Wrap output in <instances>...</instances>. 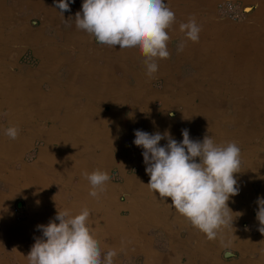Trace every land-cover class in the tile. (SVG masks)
Instances as JSON below:
<instances>
[{"label":"crops","instance_id":"1","mask_svg":"<svg viewBox=\"0 0 264 264\" xmlns=\"http://www.w3.org/2000/svg\"><path fill=\"white\" fill-rule=\"evenodd\" d=\"M219 1L165 0L175 13L167 29L170 56L157 59L158 71L149 77L138 49L100 44L77 28L83 0H71L62 16L54 0H0V264H29L27 255L42 238L37 226L57 211L84 208L91 234L107 237L103 253L117 251L118 264H264L256 219L257 198H264V0H228L248 11L237 24L217 16ZM190 18L201 28L197 42L180 30ZM26 51L36 66L20 63ZM134 80L141 87L161 83V92L186 90L192 98L209 92L208 101L236 103H146L141 94L152 91L146 87L133 89L140 103H130ZM36 89L48 98L58 93L60 103H36ZM244 97L256 99L240 103ZM9 127L18 129L16 139L5 134ZM184 129L192 140L207 135L241 150L234 174L239 193L228 201L232 228L222 227L213 240L170 208V198L145 186L143 149L133 143L136 130L168 131L179 143ZM36 144V157L28 160ZM97 170L109 177L117 172L121 181L110 179L94 198L82 173ZM63 171L75 174L66 182Z\"/></svg>","mask_w":264,"mask_h":264},{"label":"clouds","instance_id":"2","mask_svg":"<svg viewBox=\"0 0 264 264\" xmlns=\"http://www.w3.org/2000/svg\"><path fill=\"white\" fill-rule=\"evenodd\" d=\"M71 0H54L63 12L69 11ZM175 22V13L165 0H83L81 11L75 14L77 28L95 37L96 41L114 48L138 49L144 57L146 73L158 71L157 59L170 56L167 29ZM186 40H199L200 26L194 18L180 24ZM184 43L178 45L182 51ZM171 115V113H169ZM5 134L16 139L18 129L9 127ZM177 143L168 131L149 134L136 130L134 145L142 147L145 172L150 177L147 186L161 198H170L174 208L209 240L217 237L222 227L232 228L230 197L239 193L234 174L240 172L241 150L235 142L216 144L210 136L192 140L187 129L182 130ZM164 139L166 145L160 146ZM198 160V162H197ZM88 180L89 195L98 198L110 180L106 172L82 173ZM258 231L264 235V198H257ZM89 211L78 214L57 211L47 225H38L42 238H36L27 259L29 264H113L115 250L102 253L99 241L91 234L87 221ZM55 221H58L56 223Z\"/></svg>","mask_w":264,"mask_h":264},{"label":"rangeland","instance_id":"3","mask_svg":"<svg viewBox=\"0 0 264 264\" xmlns=\"http://www.w3.org/2000/svg\"><path fill=\"white\" fill-rule=\"evenodd\" d=\"M243 6H245V5H243ZM215 12H216V10H215ZM216 14H217V12H216ZM217 16L219 18H221L218 14H217ZM221 19H223V18H221ZM224 20L227 21V22H229V23H231V24H237L238 23V22H233V21H229V20H226V19H224ZM19 39H22V38L19 37ZM13 43H15V42L13 41ZM12 45H14V44H12ZM101 50L104 51V49H101ZM24 56H30V57H32V59L34 60V63L33 64H27V63H25L24 62ZM20 63L22 65L34 67L37 64V60L35 59V57L32 55L31 52L26 51V52L23 53L22 56H20ZM181 76H182V78L183 77H186V75L184 73H182ZM139 80H140V78H139ZM133 84H132V86L130 88L131 91L129 92L130 100H131L130 103H140V102H137V101H135L133 99L134 98V95H133L132 92H134L135 90L134 91H132V90L135 89L136 87H139L140 90H145V89L152 90L150 92L141 94V95L144 96V99H146L145 100L146 103H177L176 102L177 100L178 101L186 100V101H189V103L191 101H192V103H203L202 101H204L205 98H208L206 96L207 95L210 96L209 95V92H208V93H202L199 97H198V94H193L194 97L192 98V96L191 97L188 96V95H190V93H189V91H186V90L185 91H178V93L177 92H161V90L163 88V85L161 83H154V84H151V86H150V83L148 82V83H146V85H144L143 87H141V85H138L137 82H136V80H134V83ZM144 87H146V88L144 89ZM35 93H36V95H35L36 103H38V102H40V103H43V102L44 103H47V100L50 103H60V98H59L58 93H54L53 91H51L50 92L51 95H49L50 98L44 97L43 93H41V92L39 93L37 89H36ZM127 93L128 92H124V95H123V103L126 100ZM54 96H57L59 99L54 98ZM89 96L94 99L95 98V93H92V94L89 93ZM195 97H198V98L195 99ZM255 99H256V97L253 100H255ZM241 100L243 102H240V103H252L253 102L252 99L251 100L249 98L247 99V97H246V99H245V97L244 98H241ZM205 101H207V103H236V102L231 101L229 99L226 100L223 97L218 98V97H214V96H211L209 101L206 100V99H205ZM39 145L40 144H36L33 147V149L30 151V153L27 155V159L28 160H31L32 161V160L35 159L36 153H37V148H38ZM62 174H63L64 180L66 182H68L70 180L71 176L74 175L75 173H73L71 171H69V172L63 171ZM110 179L113 182H116V183H119L121 181V179H119V177L117 175V172H112L111 175H110ZM121 189H122V186H121ZM115 190H116V188H115ZM121 197L123 198V196H121ZM121 197H120V200H121ZM16 214H19V213H16ZM244 227L246 229H249V230H252V231H255L256 230L254 226H250V225H247V224L244 225ZM106 239H107L106 236H100L99 239H98L102 253L105 252L104 250L106 249L105 248L106 247V245H105ZM162 253H163V257H165L167 254H169L166 251H163ZM137 263H138V261H137ZM113 264H118V263L117 262H113Z\"/></svg>","mask_w":264,"mask_h":264},{"label":"built area","instance_id":"4","mask_svg":"<svg viewBox=\"0 0 264 264\" xmlns=\"http://www.w3.org/2000/svg\"><path fill=\"white\" fill-rule=\"evenodd\" d=\"M215 10L221 18L233 22H241L248 16L246 7L236 1H219L215 6ZM24 62L27 64H33L34 60L30 56H24ZM15 213H19L18 209H15Z\"/></svg>","mask_w":264,"mask_h":264},{"label":"bare ground","instance_id":"5","mask_svg":"<svg viewBox=\"0 0 264 264\" xmlns=\"http://www.w3.org/2000/svg\"><path fill=\"white\" fill-rule=\"evenodd\" d=\"M183 96V95H182ZM110 99V98H109ZM135 100V99H134Z\"/></svg>","mask_w":264,"mask_h":264}]
</instances>
